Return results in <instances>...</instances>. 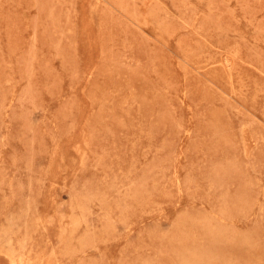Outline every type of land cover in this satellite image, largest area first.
<instances>
[{
    "label": "rangeland",
    "instance_id": "obj_1",
    "mask_svg": "<svg viewBox=\"0 0 264 264\" xmlns=\"http://www.w3.org/2000/svg\"><path fill=\"white\" fill-rule=\"evenodd\" d=\"M0 264H264V0H0Z\"/></svg>",
    "mask_w": 264,
    "mask_h": 264
},
{
    "label": "bare ground",
    "instance_id": "obj_2",
    "mask_svg": "<svg viewBox=\"0 0 264 264\" xmlns=\"http://www.w3.org/2000/svg\"><path fill=\"white\" fill-rule=\"evenodd\" d=\"M22 250V249H21Z\"/></svg>",
    "mask_w": 264,
    "mask_h": 264
}]
</instances>
